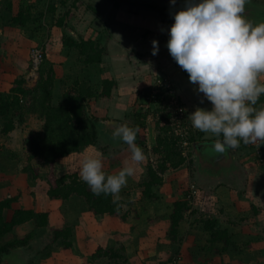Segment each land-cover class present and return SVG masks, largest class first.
<instances>
[{"label":"crops","instance_id":"1","mask_svg":"<svg viewBox=\"0 0 264 264\" xmlns=\"http://www.w3.org/2000/svg\"><path fill=\"white\" fill-rule=\"evenodd\" d=\"M46 1L39 2L41 8L44 7L43 4ZM161 1L162 3H155L153 0H121L120 7L115 8L114 2L111 0H102L101 10L99 8L98 10H100V20L106 26L107 33L104 31L105 35L90 36V39L96 40L104 37L102 43L107 47V51L102 62L97 64V69L103 80L113 79L117 86L112 90L111 97L102 99L99 105L94 101L89 108L93 116L96 115L95 108H99L102 114L99 117L102 120L99 124H107L102 122L116 120L130 126L131 120H133L132 116L137 110L136 104L141 100V91L149 92L156 85L157 80L167 76L175 83L178 94L181 95L190 110L189 114L192 105L197 103L203 104L206 108L212 106L206 98H203L202 93L194 90V86L189 82V77L177 66L167 48L168 29L174 22L170 13L183 7L184 0H177L175 5L171 4V0ZM82 2V6H87L88 3L95 5L93 0H82ZM251 2L253 4L256 2L262 7V12L259 11V15L255 18V21L258 22L254 23L264 22V0H251ZM69 7L72 6L69 5ZM104 8L107 9L102 11ZM142 8L143 10H141ZM22 9H29L30 16L34 15L37 9L42 13L38 2L35 4L24 0H3L0 2V94L9 93L19 78L25 77L29 81L31 80L29 79L32 75L31 51L34 47L43 46L44 52L47 51L49 54L52 65L55 64L60 54L64 55L65 52L64 45L62 44L63 47L60 45V38L57 34L61 35V32L55 25L50 29L51 32H48L49 34L46 33L48 30L44 29L45 25L36 28L35 24L30 23L31 21L26 25H13V17ZM48 10L49 8L43 10L45 11V20L50 12L49 10L47 13ZM89 13L99 18L97 14H93L91 11ZM154 39L159 42V52L155 56L152 55ZM68 49L69 51L65 52L66 56L72 51V48ZM262 80H264V76L261 77V82H263ZM179 84L181 87L178 86ZM141 87L143 88L139 89ZM148 87H150L149 90ZM132 101L134 107L131 106ZM111 127L115 128L113 125ZM113 132V129L111 131L99 129V134L106 136L109 140L116 138L113 136ZM198 132L201 131L198 130ZM203 134L199 143L203 142L202 140L217 138L212 133L210 137H207L206 133ZM215 155L217 153L213 151L209 156H205L201 153V149L196 147L192 172L195 174V180L200 189L197 200L203 209L199 210L200 206L198 205L190 206V209L195 207L198 210L191 209L190 212H186L185 218L178 227L177 240L175 241L170 235L174 203L187 198L188 181L190 177H194L190 172V166L186 165L174 170V174L181 175L178 179L165 177L163 185L159 188V197L152 201L143 200L142 191L139 194L131 188L132 186L139 189L141 186L138 184L136 187L131 185L133 182L128 181L125 188L123 187L119 193V199L123 203L125 202L123 213L126 218L120 214L107 213L97 216L94 212L86 210V215H82L79 223L74 222L69 225L73 231L71 235L73 246L71 248H63L57 242L52 246V249L55 248L52 255H50L51 252H48L49 255H45V252L41 253L45 244L40 243V237L43 236L45 228L29 223L16 227L14 232L9 233L5 239L11 240L15 235L24 237L31 231H34V239L26 246L11 249L10 253L14 254L15 252L22 259V264L23 262L25 264H170L178 252L182 256V264H238L237 257H242V255H245V259L240 261V264H244V260L247 263L248 259L253 257L252 238H256L255 235L252 237L248 230L251 227L249 221L253 222L251 215L255 217L254 212L258 214L257 208H254V211H248V206L245 208L242 201L239 202L244 200L242 194H250V187L248 186L244 191L238 182L239 176L242 174L246 177L248 169L246 171L242 169L243 165L239 163L238 158V160L234 158L231 163L232 159L228 161L225 159L226 156L222 157L219 153L218 157ZM12 163L8 158H0V164L9 168L14 166ZM186 174H188L187 177ZM7 176L3 175V179L0 177V188L2 184L8 188L11 187L7 184L8 181H5ZM9 182H13L12 179H9ZM16 183H20V181H16ZM31 187L33 186L28 187V193L34 194ZM126 187L131 189L127 190ZM2 197L0 196V201L6 198ZM47 198L51 204L55 205L48 211L50 223L60 226L55 218L59 209L65 208L67 203L63 205L60 200ZM17 200L19 206L13 208L12 211L10 208L6 211L8 219H11L14 210L20 207L45 211L38 209L37 206L33 207L30 201H25L22 198ZM210 202L213 204L211 208L208 206ZM209 221L216 222V230H227L228 235L233 238L234 242L228 249H223L226 244L225 240L215 245L212 244V229L208 228ZM224 223L225 225L221 226ZM253 225L257 226L258 224ZM38 229H41L42 232H38ZM261 233L264 235V230ZM179 241L180 243H178ZM238 241L244 248L246 246V250L242 249L245 251L243 254L240 253L241 247H239ZM100 248L103 253L98 256ZM41 254L44 255L41 257ZM7 255L3 257V264H15L10 261L13 258L8 259L9 255Z\"/></svg>","mask_w":264,"mask_h":264},{"label":"trees","instance_id":"2","mask_svg":"<svg viewBox=\"0 0 264 264\" xmlns=\"http://www.w3.org/2000/svg\"><path fill=\"white\" fill-rule=\"evenodd\" d=\"M112 1L114 2L115 8L120 7L121 0ZM62 2L66 3L64 0ZM82 4V0H76L71 5L72 7L65 6L68 16L71 17L73 15V8H79ZM50 7L53 8L50 13L57 11V7L55 8L54 5ZM89 8L95 14H101L93 5H90ZM28 11L30 10L22 9L19 11L13 17L12 24L26 25L30 21H33L34 18L28 14ZM62 22L63 20L59 23L62 25ZM64 42L69 48L79 50L80 55L84 57L86 65H95L102 62L107 51L105 45L99 44L92 39H85L82 36L80 39H76L72 35H66ZM177 66L179 65L177 64ZM182 71L188 76L187 72ZM37 72L39 76L35 80L29 81L25 77L19 78L11 89L12 92L0 94V126H2L0 132L2 131V133L8 134L14 130L16 127L14 122V115L16 113L14 114V112L16 109L21 110L23 107L25 108L24 105L27 100V111L39 115L44 122L42 130L34 139L32 138L30 140L33 145L30 147L31 153H27L24 172L30 175V179L33 182L42 181L44 183L46 186L45 194L51 200H60L63 202V205L75 200H82L84 205H86L84 207L88 211L94 212L97 216L107 213L111 215L120 214L126 218L123 213V204L125 202L123 203L122 200L118 199L117 203H113V197L111 195H94L89 186L80 179L79 172H69L67 170L68 172L59 174L58 171V164L63 158L81 153L88 147L95 146L99 143L100 134L98 124L101 119L90 113L89 103L93 98L98 101L111 97L112 90L117 86L116 81L113 79H104L102 90L99 88L94 89V86L91 87V85L86 87L82 84L76 94L66 92L63 101L58 105H54L52 103L55 85L54 74H45L44 69H41V67ZM170 82L177 92V87L171 78ZM167 89L166 86H155L151 91L141 96L139 103L141 105L140 107L144 108H137L130 124V127L136 129L138 133L143 128H147L149 112L152 113L153 108H157L158 113H161L159 111V105L162 106V103L168 102V105L171 107L170 116L173 124L164 139L168 142H162L159 137L157 146L150 148L153 154L155 153L159 156L156 160L155 158H148L144 165V173L138 182L139 186L143 188L142 198L145 201H152L159 197V188L165 181V173L169 169L178 170L185 165L186 161L184 156L187 157V151L193 163L196 150L195 143L200 141L204 135V132H198L197 129L193 128L191 121L188 119L189 111L187 105L183 102L181 95L178 94L179 92H177L179 98L178 105L182 106L185 111L184 117L181 118L177 115L175 112L177 104L174 105L170 102L166 94ZM256 106L257 108L264 106V95L260 97ZM164 117L166 118V116ZM214 139H222V136L202 141ZM138 140V144L144 149H147L148 146L144 133L139 134ZM190 147L191 150H189ZM179 151H184V154ZM192 187H195L197 192L194 200L190 201ZM199 190L198 186L191 184L187 188V191H189L186 195L187 198L174 203L170 228V235L174 241L177 240L178 227L185 218L186 212L190 209L191 205L194 206L196 203ZM17 199L18 197H6L0 201V264H3V255L5 253L8 254L11 249L16 247L26 246L34 239V231L29 232L24 237L15 235L11 240L5 239L9 233L14 232L16 227L24 224L31 223L36 227L50 228L52 230L53 240L51 244H46L41 252H45V255H49L53 244L57 242L66 249L73 246L71 241L72 228L69 225H64L63 228L52 225L50 223V213L47 211H36L34 208L20 207L16 208L11 219H8L6 211L12 207V203L17 201ZM215 224L216 222H210L208 224V228L212 229V244L215 245L225 240L226 244L223 249L226 250L234 242L233 238L228 235L227 230H216ZM98 251L97 255L100 256L103 251L101 248ZM177 256H180L182 259L181 254L178 252L172 258L171 263Z\"/></svg>","mask_w":264,"mask_h":264},{"label":"rangeland","instance_id":"3","mask_svg":"<svg viewBox=\"0 0 264 264\" xmlns=\"http://www.w3.org/2000/svg\"><path fill=\"white\" fill-rule=\"evenodd\" d=\"M26 2H30L31 4H35V2H38L40 10H42V13L37 9V11L34 13L32 16H36V18L33 19L30 23L35 24L34 26L36 28L43 27L44 29L48 30L46 31L47 34L48 32H51V28L53 25L57 27L60 33L58 34V37L60 38L61 46L62 44L64 45L65 52L67 53L69 51V47L65 44V37L66 35H72L76 39H80L81 36L84 37L85 39H90V36H101L105 35L104 31L107 33L106 26L104 25L103 21L100 20V15L99 18L94 17V15H91L89 13L90 11L95 14L92 10H90L89 6L91 4H87L76 8L75 10L72 9V16L69 17L67 14V9L65 5L67 6L72 5L76 0H64L66 3H63V0H47L43 4V8H41V0H24ZM94 7L97 9L101 6L102 0H93ZM99 1V2H98ZM155 3H162L161 0H153ZM111 2H113L111 0ZM61 3L63 5H61ZM56 8L57 11L51 12L53 8L50 6H53ZM68 5V6H69ZM46 8H51L50 12L49 10L47 11L48 17L47 20L44 19V14L45 11H43ZM107 8L102 9V11H105ZM101 10V9H100ZM99 10V11H100ZM143 10V8L141 9ZM262 12V7L260 5H257L256 2L253 4L251 0L246 3L244 13L243 15L251 21L253 24H255V18L257 15H259L260 12ZM29 12V11H28ZM31 12V11H30ZM143 12V11H142ZM41 13V14H40ZM29 14V13H28ZM40 14V15H39ZM39 15V16H38ZM39 20V21H38ZM61 20H63L62 25L59 23ZM45 23V24H44ZM103 40L104 37L102 36L101 39H96L95 41L97 43H101L103 45ZM59 45V46H60ZM41 46V45H40ZM43 47V46H42ZM63 47V46H62ZM67 47V48H66ZM58 48V47H55ZM54 48V49H55ZM76 49V48H74ZM72 48V51L69 52L68 56H66L65 52L64 55L60 54V56L56 59V62L54 65H52V61L49 57V54L47 51L45 52V59L44 62L41 66V69H44L45 74L53 73L55 76V85H54V92H53V101L52 103L54 105H58L61 103L64 99V95L66 92H71L73 94H76L77 90L80 88V85L84 86H89L93 87L94 89L99 88L102 90V83H103V78L101 77L100 71L97 69L98 65H86L84 62V57L80 55V52L78 49L74 50ZM45 51V50H44ZM71 60V61H70ZM61 65V66H58ZM58 66V68H56ZM62 67V68H60ZM39 76L38 72L37 75H34V78L31 80H35ZM167 76V75H166ZM168 77V76H167ZM264 81V80H262ZM79 82V83H78ZM156 85H158V80L155 82ZM156 85H154L152 88H154ZM181 87V84L178 85ZM143 87L139 88L142 89ZM151 88V90H152ZM137 89V90H139ZM150 87H148V90ZM179 89V88H178ZM181 89V88H180ZM149 90V91H151ZM10 92H12L10 90ZM145 92V91H144ZM141 91V96H143L145 93ZM168 97V96H167ZM106 98H104L105 100ZM102 99L98 100L93 98L90 100V107L94 103V101L98 102V105L100 104V101ZM184 102V101H183ZM131 103V102H130ZM162 106L159 105V111L161 113H158L157 108H153L152 113L149 112V117L147 119V128H143L139 132L142 134L144 133L146 136V143H147V149H144L139 142V132H136V144L139 145L145 154V159L144 161L136 166V173L133 177H129L128 181L133 182L131 185H135L137 187L138 183L137 181L141 178L142 174L144 173V165L148 158H156L159 156L158 154H153L150 148H153L154 146H157V141L160 137L162 142H166L167 140L165 139V136L167 133L170 131L171 126H172V119L170 116V106L168 105V102H164L161 104ZM25 108L21 110H15L14 112V122L16 124V127L14 128L13 131L9 134H4L2 131L0 132V158L1 159H10L14 164L10 168L4 164H0V177L3 179V175H8L5 178V181H8L7 184L11 186L8 188L5 184H2V187L0 188V196L2 197H18V199H23L30 201L31 205L33 207L37 206L38 209H42L45 211H49L50 208H53L55 206L54 204H51V201L47 198L48 196L45 194L46 192V186L42 181H32L30 179V175L27 172H24V166L26 164V158H27V153H31L30 147L33 145L30 140L35 138V136L42 130L43 127V120L39 117V115L35 113H31L27 111L28 108V100L26 101V104L24 105ZM132 107H134V103L132 101ZM140 103L138 102L136 104V108H144L140 107ZM197 107L201 108H206L204 107L203 104L197 103L195 105H192L191 112H194ZM212 106H208L206 109H211ZM255 107H257L255 105ZM112 109V107H111ZM175 110V109H174ZM190 111V110H188ZM95 112L97 118L102 116V114L99 111V108H95ZM155 112V113H153ZM91 113V111H90ZM98 113V114H97ZM114 114V113H111ZM118 116V115H117ZM166 116V118L164 117ZM164 118V119H161ZM102 121V120H100ZM116 121V120H115ZM102 123H107L102 122ZM109 123H107L108 125ZM102 124H98L99 129H102L100 127ZM110 125V124H109ZM103 127V125H102ZM2 128V126H0ZM102 131V130H101ZM114 131V130H113ZM211 133H206L207 137H210ZM117 138V137H116ZM115 138V139H116ZM112 138V140L107 139L106 136L100 135L99 137V143L95 146H90L86 150H84L81 153L68 156L66 158H63L59 164H58V171L59 174L65 173V172H79V163L83 155L86 153H99L103 159V166H104V171L108 174H114L117 173L119 170L124 165V162L128 160L131 156V152L128 148L127 144H124L122 139H117L115 140ZM168 142V141H167ZM239 149L236 151V149H232L231 151L233 152V155H231V151L227 150L224 153H219L222 157H225L228 161L230 159L233 160L236 158V160L239 161L240 164L243 165V170L248 171L246 172V177L239 176V186L244 189L247 188L248 186L250 187V194H242L244 200H240L239 202L242 201L243 205L245 208L248 206V211L252 210L254 208L258 209V214H255V217H252L251 215V221H249L250 228L248 229L251 233V236L255 235L256 238H252L253 240V247H252V254L253 257L251 259H248L249 261L245 263V260L243 261L244 264H264V235L261 233V231L264 230V142L258 141L256 144H247L245 145L243 142H241L240 146L238 147ZM191 150V147L189 148ZM180 153L184 151H179ZM190 153V152H189ZM186 154V153H185ZM184 156V155H183ZM218 157L217 155H215ZM185 157V165L190 166L191 171H193V163L191 162L190 159V154L188 155L187 151V157ZM238 158V159H237ZM195 160V159H194ZM191 162V163H190ZM188 169V168H187ZM68 170V171H67ZM186 170V169H185ZM189 170V169H188ZM173 169H169L167 173H165V177L168 179L170 177H173L174 179H178V177H181V175H176L173 173ZM192 175L194 176L193 178L190 177V180L188 181L190 186L191 184L197 185V181L195 180V174ZM188 174H186V177ZM9 179H12L13 182H9ZM170 180V179H169ZM16 181H20V183H16ZM196 181V183H195ZM191 182V183H190ZM43 183V184H42ZM31 187L34 190V194L28 193V187ZM125 188V187H124ZM135 189V192L142 191V187L138 188H133ZM131 188L126 189L130 190ZM246 196V197H245ZM2 197V198H3ZM21 200V202H23ZM239 202L237 203L239 205ZM24 203V202H23ZM18 200L14 201L12 203V207L10 210L12 211L13 208L19 206L18 205ZM210 202L208 206H213V204ZM21 205V204H20ZM200 206L199 200H196V203L194 206ZM24 206V205H23ZM82 200H75L73 202H69L67 205H65V208H61L58 211V215L55 218L56 222L60 224L61 228L64 227V225H72L74 222L79 223V221L82 219V215H86V208L84 207ZM206 206L204 205V208ZM63 209V210H62ZM195 211L198 210L195 207H192ZM188 210V212L191 211ZM203 209L202 206H200L199 210ZM9 210V209H8ZM204 211V210H203ZM207 211V209H206ZM217 214L219 212L217 211ZM81 215V216H80ZM197 216V214H195ZM248 215V214H247ZM81 218V219H80ZM191 219V218H190ZM84 220V218H83ZM197 220V219H196ZM195 220V221H196ZM224 220V219H222ZM62 224V225H61ZM253 224H258L257 226H254ZM225 225L224 224H221ZM38 232H42L41 229L37 230ZM43 236L40 237V243L43 244H49L53 240L52 236V230L50 228H45L44 232L42 233ZM239 242V241H238ZM239 247H241V254L245 253L244 250H246V246L241 244L239 242ZM244 249V250H242ZM38 251V249H36ZM55 251V248L51 249L50 255L53 254ZM249 251V249H248ZM251 252V250H250ZM249 252V253H250ZM14 254H16L14 252ZM31 254V253H30ZM29 254V255H30ZM7 253L3 255L5 257ZM8 255H13V252H9ZM7 255V256H8ZM44 254H41V257ZM44 258V257H43ZM22 260L21 258H19ZM245 259V255H242V257H237V263L240 264V261ZM46 262V259H44ZM247 260V259H246ZM22 262V261H21ZM23 264H25L23 262Z\"/></svg>","mask_w":264,"mask_h":264},{"label":"clouds","instance_id":"4","mask_svg":"<svg viewBox=\"0 0 264 264\" xmlns=\"http://www.w3.org/2000/svg\"><path fill=\"white\" fill-rule=\"evenodd\" d=\"M177 0H171L175 5ZM248 0H184L170 13L167 48L171 57L187 72L194 90L203 94L211 109L197 107L188 119L194 129L212 133L222 140L212 146L216 153L264 142V106L255 107L264 95V22L253 24L244 15ZM152 55L159 42L152 41ZM137 130L120 124L113 132L128 145L131 156L117 173L104 171L99 153H86L79 163V177L96 196L119 193L136 166L145 159L136 144Z\"/></svg>","mask_w":264,"mask_h":264},{"label":"built area","instance_id":"5","mask_svg":"<svg viewBox=\"0 0 264 264\" xmlns=\"http://www.w3.org/2000/svg\"><path fill=\"white\" fill-rule=\"evenodd\" d=\"M3 0H0V2ZM44 57H45V52L42 46H36L32 49L31 51V60H32V74H35V72H37L39 70V68L41 67V64L44 61ZM181 68V67H180ZM166 83V84H165ZM157 86H166L167 89V96L170 99V102L172 104H177V108H176V113L179 117H184V108L180 105H178V94L176 92V90H174L173 88V84L170 82V77H164V78H160L158 80V85ZM178 117V118H179ZM197 190H195V187H192V193H191V200H194V196L196 194ZM264 256V254H263ZM171 264H182V259L180 256H177V258L171 263Z\"/></svg>","mask_w":264,"mask_h":264},{"label":"water","instance_id":"6","mask_svg":"<svg viewBox=\"0 0 264 264\" xmlns=\"http://www.w3.org/2000/svg\"><path fill=\"white\" fill-rule=\"evenodd\" d=\"M34 75H37V72H35V74H32L29 79H33L34 78ZM107 123H109L110 125H113V126H119L120 124H126V123H123V122H120V121H108ZM128 125V124H127ZM218 139H214V140H207V141H203L201 143L199 142H196L195 143V146L196 147H199L201 149V153H203V155L205 156H209V154L212 151V146L214 145V143L217 141ZM219 140H222V139H219ZM228 150H231V149H228ZM8 259L10 258H13V259H10V261H12V263H15V264H22L21 263V260L19 259V257L16 255V254H13V255H10L7 257Z\"/></svg>","mask_w":264,"mask_h":264},{"label":"flooded vegetation","instance_id":"7","mask_svg":"<svg viewBox=\"0 0 264 264\" xmlns=\"http://www.w3.org/2000/svg\"><path fill=\"white\" fill-rule=\"evenodd\" d=\"M102 125H103V127H102ZM102 125H100V127L102 129H106V130H109V131H111L112 129L115 130L118 127V125L115 128L114 127H111V125H107V124H102ZM110 128H112V129H110ZM231 155H233V152L232 151H231Z\"/></svg>","mask_w":264,"mask_h":264}]
</instances>
